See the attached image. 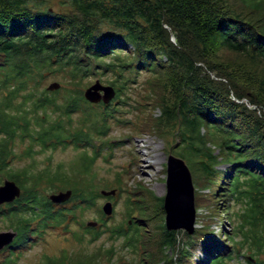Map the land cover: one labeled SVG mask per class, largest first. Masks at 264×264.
<instances>
[{
    "label": "trees",
    "instance_id": "1",
    "mask_svg": "<svg viewBox=\"0 0 264 264\" xmlns=\"http://www.w3.org/2000/svg\"><path fill=\"white\" fill-rule=\"evenodd\" d=\"M55 3L0 0V183L7 178L21 188L18 198L0 205V219L18 230L22 247L34 231L30 226L44 229L49 219L67 218L81 226L89 242L102 233L111 240L124 235L122 245L154 249L146 252L149 264H174L165 250L184 244L177 235L186 232L166 229L163 197L145 185L136 186L128 198L137 206L136 214L129 215L131 224L108 226L109 216L100 208L96 227L82 221L103 196L101 188L121 181L117 173L111 182H94V136L106 137L112 124H130L133 133L171 137L170 152L183 151L192 161L195 180L202 184L194 191L196 211L197 201L206 202L211 214L225 209L215 204L218 200L235 197L244 204L241 213H226L231 223L234 215L240 221L229 232L223 230L224 236L209 223L187 234V248L178 251L177 264L197 247L206 259L199 257L195 264H225L244 247L251 249L253 259L247 256L246 264H257L264 254V115L241 100L264 108V0ZM144 74L141 92L134 94ZM92 78L114 87L109 103L84 98ZM50 81L59 82L60 89L44 87ZM152 108L159 114L152 116ZM23 141L27 145L15 151ZM69 145L82 151L79 162L67 168L59 163L53 171L35 170L33 161L13 166L17 158L30 160L45 149ZM220 163L228 166L217 169ZM240 173L257 174L258 181L247 183ZM47 190H70L71 195L55 204ZM112 251L110 247L105 255ZM16 259L0 255V264H16ZM95 263V253L73 257L63 250L58 256L44 254L38 264Z\"/></svg>",
    "mask_w": 264,
    "mask_h": 264
},
{
    "label": "rangeland",
    "instance_id": "2",
    "mask_svg": "<svg viewBox=\"0 0 264 264\" xmlns=\"http://www.w3.org/2000/svg\"><path fill=\"white\" fill-rule=\"evenodd\" d=\"M57 3L58 0H56L55 3L56 7ZM171 39L174 41V37H171ZM145 78V74L140 77V85L137 86L134 94L141 92V84ZM96 79L99 78H92V81L89 85L93 84ZM99 81L104 85H110L101 81L100 79ZM51 82L57 81L45 83L44 87H47ZM89 85L85 86L83 91ZM60 86L61 84L59 85L58 89H60ZM131 93L133 94V92ZM134 96L136 97V95ZM230 96L233 97L232 94ZM241 101L244 102L248 108H256V112L258 114L264 115V108L261 106L250 105L247 99H243ZM150 114L152 116L158 115L159 109L152 108ZM127 116H131L133 118V115L131 114H128ZM77 118L78 116L76 114L73 117V124H75ZM157 135L158 134L155 132L149 131L133 133V129L131 128L130 124L116 123L112 124L111 129L109 130L106 137L94 136L95 142L93 144L96 146V158L92 168L94 173V182H111L115 179L117 173H121V181L118 183L120 186L117 184L112 188H101L100 191L114 190L115 192L109 196H105L100 192V194L103 196L97 198L95 205L87 209L83 215L84 219L82 221L84 222L85 226H87L86 223L88 221H96L97 224L99 223V213L96 212V210L97 208H100V211L102 212V206L107 201L111 202L112 204V212L110 215H105L103 212L102 214L109 216V218L105 219V223L108 226H111L112 224L117 225L119 223L124 226L131 224L132 219L129 217V215L136 214V205L132 204L128 198L132 195V192L134 191L133 189L137 188L136 186L138 185H145L150 190H152L156 196L163 197L166 193V162L170 153L184 159L187 163L192 174L194 191L196 192L197 189L202 186L200 182L195 180L193 171L194 168L191 164L192 161H189L188 156H184L185 154L183 155V151L178 152L177 149H174L173 152H170V147L168 144H170L169 142L171 137L166 136L164 139L163 137ZM26 145V141L17 143L15 151L20 152ZM86 150L91 156L93 152L92 148H88ZM80 151H82V148H74L71 145L65 148L57 147L55 149H45L42 152L34 154L33 158L30 160H20L17 158V160L14 161L13 166L19 168L20 166L33 161L35 170H41L45 167H49L50 170L53 171L59 163H62L63 167L67 168V166L71 164L70 162H73L74 160L76 161V164L79 162L78 158ZM215 153H217V149L215 150ZM227 166V163H220L216 166V168L224 170ZM238 175L240 176L241 180H246L247 183H251L255 180L258 181L257 174L250 173L245 175L240 173ZM118 190H120L119 194H116ZM58 192L60 191L47 190L46 197ZM206 192H208L207 189ZM203 193H205V190ZM201 197L205 199L206 194H201ZM139 201L141 200L139 199ZM262 203V200H259V204ZM197 204H199V209L196 211L194 228H199L204 224L209 223L214 231L220 236H224V232H229L233 228L235 222L238 223V221H240V217L234 215V221L231 223L229 221V216L227 218L226 213H241L242 208L244 207L243 202L237 201L235 197L228 202L226 201V203L222 202L221 200L215 201V204L219 206V208L221 207L220 209L225 207V209L221 210V213L216 212L215 214H211L210 208H206V202L204 201H197ZM215 204L211 206L213 207ZM0 205L2 206L4 203ZM56 219L57 218L49 219L48 224L46 223V228L44 229L39 230L36 226H30L34 228V231L29 233V241L25 245L26 247L24 246L25 248L20 244L21 240L17 238V240L13 243L14 246L16 243H18L16 245L20 244L18 246L19 253L17 255L18 258L16 259V264H38L42 260L44 254L58 256L63 250H66L73 257L77 255H91L92 253H95V264H149L147 261H145V257H147V251L150 252L154 250L152 248L144 249L143 246L142 248L137 246L136 249H133L129 247V245H122L124 235L115 240H111L108 239L109 237L107 233H102L99 237L89 242L88 239L91 237L87 233L83 232L81 226H79L76 221L73 222V220H68L67 218L66 220L58 221H56ZM155 220H157L156 222L158 223L159 219ZM140 223L145 224L144 222ZM66 224L69 226L67 231H64V228L67 227ZM97 224L94 227H96ZM100 227L101 228H99V230H102L103 227ZM136 227L138 226L136 225ZM148 227V229H152L150 225H148ZM11 228L12 227H9V223L6 220L2 218L0 219V231H8ZM179 231L185 232L183 229H180ZM80 235L84 236L83 240H77V237ZM177 236L182 242H184V244L182 243L179 246H175V248H167L165 250V253L174 259V264H177L175 258L179 253L178 251H180L181 248H187L185 241L188 240L187 233L185 234L181 232L178 233ZM110 247H112L113 251L111 254L106 256L105 251ZM98 251H100V253ZM190 253L192 255L186 256V259L180 264H195V260L199 257L204 258V260L206 259V255L199 247H197L195 250L191 249ZM251 253V249L244 247L240 254H234L232 259L226 261L225 264H246V257L250 256ZM0 254H2V252ZM256 257L257 256H253V258ZM259 257L264 259V254H260Z\"/></svg>",
    "mask_w": 264,
    "mask_h": 264
},
{
    "label": "water",
    "instance_id": "3",
    "mask_svg": "<svg viewBox=\"0 0 264 264\" xmlns=\"http://www.w3.org/2000/svg\"><path fill=\"white\" fill-rule=\"evenodd\" d=\"M58 82H51L48 90H56L59 88ZM84 98L90 103L102 102L109 103L115 97V89L112 85H104L99 79L89 85L83 91ZM166 193L163 196L164 208V225L168 230L183 229L187 234H192L195 225V203H194V185L191 171L184 159L169 154L166 162ZM114 190H102L101 194L109 196L114 194ZM20 186L11 179H4L0 184V204L11 203L20 196ZM70 190L60 191L48 196L52 203H62L69 199ZM102 212L110 215L112 212V204L107 201L102 206ZM264 212V207H263ZM130 222V220H129ZM96 221H88L87 226H95ZM14 232L0 231V248L10 243L13 239ZM249 259H252L248 256ZM253 260V259H252Z\"/></svg>",
    "mask_w": 264,
    "mask_h": 264
},
{
    "label": "flooded vegetation",
    "instance_id": "4",
    "mask_svg": "<svg viewBox=\"0 0 264 264\" xmlns=\"http://www.w3.org/2000/svg\"><path fill=\"white\" fill-rule=\"evenodd\" d=\"M34 230V229H33ZM40 230V229H39ZM10 231H12V232H14L15 234H14V236H13V239H12V241L10 242V243H8V244H6V245H4L2 248H0V253L2 252V254H0V255H3V256H6V255H9V254H11L12 256H15V257H17L18 258V253H19V250H18V246L19 245H16L15 244V246L13 245V243L17 240V238H18V230H16V229H13V228H11L10 229ZM29 239V238H28ZM42 239V238H41ZM10 245V246H9ZM16 249H17V251H16ZM10 250V251H9ZM9 253V254H8ZM61 253V252H60ZM264 259H261L260 258V260H257V264H264Z\"/></svg>",
    "mask_w": 264,
    "mask_h": 264
},
{
    "label": "bare ground",
    "instance_id": "5",
    "mask_svg": "<svg viewBox=\"0 0 264 264\" xmlns=\"http://www.w3.org/2000/svg\"><path fill=\"white\" fill-rule=\"evenodd\" d=\"M10 251V250H9ZM9 254V253H8Z\"/></svg>",
    "mask_w": 264,
    "mask_h": 264
}]
</instances>
